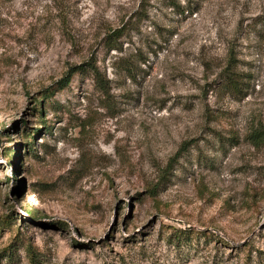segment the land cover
<instances>
[{"label":"rangeland","instance_id":"374dc122","mask_svg":"<svg viewBox=\"0 0 264 264\" xmlns=\"http://www.w3.org/2000/svg\"><path fill=\"white\" fill-rule=\"evenodd\" d=\"M33 253L264 264V0H0V264Z\"/></svg>","mask_w":264,"mask_h":264},{"label":"trees","instance_id":"16d2710c","mask_svg":"<svg viewBox=\"0 0 264 264\" xmlns=\"http://www.w3.org/2000/svg\"><path fill=\"white\" fill-rule=\"evenodd\" d=\"M233 60L231 59L230 62H232ZM94 71V70H93ZM77 72V71H76ZM75 72V73H76ZM95 72V71H94ZM97 75V74H95ZM72 75L71 74H68V77L66 78V84H68L69 82V78L71 77ZM226 88L230 89V90H234V91H237L238 90V84H237V81L235 79H230L229 82H227L226 84ZM34 217V216H33ZM31 257V264H38L37 262V259L36 257L34 256V253L30 255Z\"/></svg>","mask_w":264,"mask_h":264}]
</instances>
